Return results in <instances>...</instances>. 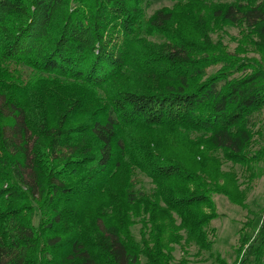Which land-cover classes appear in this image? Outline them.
Returning a JSON list of instances; mask_svg holds the SVG:
<instances>
[{
    "label": "trees",
    "instance_id": "trees-1",
    "mask_svg": "<svg viewBox=\"0 0 264 264\" xmlns=\"http://www.w3.org/2000/svg\"><path fill=\"white\" fill-rule=\"evenodd\" d=\"M154 1L0 0V264L213 255L214 195L247 208L264 174V0ZM251 215L218 264H264Z\"/></svg>",
    "mask_w": 264,
    "mask_h": 264
},
{
    "label": "rangeland",
    "instance_id": "rangeland-1",
    "mask_svg": "<svg viewBox=\"0 0 264 264\" xmlns=\"http://www.w3.org/2000/svg\"><path fill=\"white\" fill-rule=\"evenodd\" d=\"M172 2L170 1H159L155 0L152 7L149 10V14L153 13L156 9L163 7L165 5L170 6ZM230 33L233 36H238L237 29L230 28ZM230 37V36H229ZM226 42L229 41V38L226 37ZM237 41H232L231 46L235 47ZM217 67H214L212 70H216ZM260 121V122H259ZM258 126L256 129L260 128L261 134L256 136V141L254 149L264 146V114L261 115L258 119ZM233 168L239 175V183L241 188L246 187V173L240 166H232L231 162H226L223 166V169L229 170ZM144 185L146 189H150L153 185L151 180L143 175ZM214 200L216 203L217 211L220 216L214 220V225L217 228V234L214 237L216 240L213 255L208 251H199L198 247L195 244L188 246H175V260L173 264H181L182 258L188 260L190 264H218L216 256L220 254L228 262H234L236 259L235 247L238 243L239 229L242 226V223L246 220L249 212L255 213L251 215L255 221V227L258 226V223L261 219V216L264 215V174L259 176L253 182V188L248 194L247 197V208L235 205L222 194L214 195ZM133 231L137 237L139 235V225L133 227ZM184 251H187L185 254Z\"/></svg>",
    "mask_w": 264,
    "mask_h": 264
}]
</instances>
